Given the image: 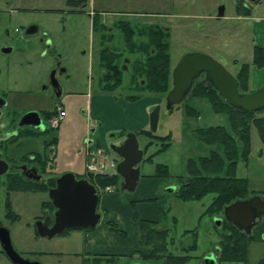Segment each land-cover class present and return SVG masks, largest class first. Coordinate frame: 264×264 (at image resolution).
Returning <instances> with one entry per match:
<instances>
[{"label":"rangeland","instance_id":"1","mask_svg":"<svg viewBox=\"0 0 264 264\" xmlns=\"http://www.w3.org/2000/svg\"><path fill=\"white\" fill-rule=\"evenodd\" d=\"M114 1L112 0L113 4ZM87 3L89 5H87L86 13L83 14L73 12L67 13L71 15L45 13L23 15L19 13L21 0H0V94H5L14 104H17V100L24 98L29 102V108H37L38 102L49 94L45 88L49 86L51 73L54 71L59 57L67 68V74L62 76L59 74L58 78L66 87V94L72 97L69 103L67 102L65 105L68 116L65 121H59L58 119V122H61L62 125L60 124L61 127L58 129L54 128L53 134H51V136H62L60 138L59 156H61V153H65V159H62L61 156L60 160L67 159L63 163L59 161L57 170L52 175H57V177L71 169V165L68 164L71 160L68 159L71 156L70 152L74 153L76 148L78 150L83 144V140L91 134L92 130H96L93 137L97 138L98 130L102 125V127L108 128L115 123L109 118L91 119L88 116L87 105L91 101V95L95 96L97 93L100 73L96 50L93 52V46H97L92 32V19L89 17L88 12L94 9L96 11L106 10L104 11L107 12L106 18L111 20V12L116 8L113 4L111 6L107 5L106 0H88ZM204 9L211 10L210 4L200 1L195 5L193 12L189 10L178 11L177 8L172 10L171 8L169 11L170 16L154 17L149 20L170 29V53L173 66L178 63L184 54L202 51L213 56L214 59L233 73L234 69L229 60L237 57H242L245 60L250 59L252 48L250 45L244 46L243 49L235 47L229 36H225L223 40L215 39L212 21L209 16L204 15ZM149 10L151 9L149 8ZM30 23L39 24L46 31L51 42L49 49L38 42L39 35L24 37V29ZM145 27L147 25L137 26L139 29ZM6 29L12 31L11 37L7 36ZM16 29L19 32H16ZM11 39H14L13 43ZM9 46H13L14 50L11 53H4L2 49ZM129 82L130 79L125 78L126 87ZM126 87L113 93V96L118 98L117 100L125 98L127 95ZM244 88H241V90H244ZM257 89L250 85L247 88V93ZM50 91L52 90L50 89ZM146 95L150 96L148 92ZM152 96L155 98L160 97L155 94H152ZM224 102L222 100L218 102V111L222 113H216L213 105L207 99L201 97H193L188 102L175 106L171 112L167 110L165 103L159 111L157 128L154 132L152 131V137L147 134H137L140 148L144 151V160L140 164L142 176L157 175L158 171H163L166 166L168 170L167 177L160 189L151 192L153 194L152 200L136 203L137 217L144 219L141 213L143 203L158 204L164 212V218L158 223V225L160 224L158 229L167 231L169 230L168 227H172V234L170 233L168 237L165 235V238L168 241L175 238L177 242L182 238V241L186 243L185 245L192 242L193 235L185 237L182 235L187 230L197 229L198 248L194 253L195 258L190 264H198L199 260L213 253L216 250V244L221 240L222 234L224 239L227 231L224 226L222 229L218 227L215 221V217H223V210L210 214L206 213L207 208L213 204L216 198L215 194L207 195L200 201H185L177 198L171 188L177 185L179 187V180L186 181L191 174L209 176L203 171L198 172L200 159L210 157L215 152L224 157V147L215 143H206L204 138L200 136V131H209L213 127H225L236 138V142L239 140L236 133L233 132L228 118L227 113L230 112V108L225 106ZM106 105L103 104V106ZM154 106H149L148 114ZM119 107L123 113L126 112L127 107L124 104H120ZM15 109L21 110V108ZM6 112L7 110H5ZM122 115H125L127 119L135 120L127 114ZM252 117H264V109L252 113ZM121 122L124 125L126 119H122ZM121 122L114 124V126H119ZM136 124H142V122L138 120ZM143 128L151 130V123ZM129 133L124 135L127 136ZM251 135L249 146L240 141L237 142L239 151L235 173L238 178L245 179L248 182L247 197L255 194L264 196V144L255 128L252 130ZM121 136L119 132L115 131L107 133L104 139L106 146L111 149L112 145H119L123 140ZM167 136L168 140L166 141L164 137ZM166 143L170 144L169 147L166 146ZM248 151L250 156H245ZM19 152L21 153V151ZM102 154L104 153L102 152ZM149 157L151 160H147ZM111 159H114V161H111ZM111 159H107L109 161L106 166L113 164L115 160L117 165L120 162L118 155L113 152ZM229 163H225L226 168L223 173H227ZM9 164L11 165V163ZM213 168H216V166ZM12 171L13 168L10 172ZM73 171L79 176L83 175L87 171L85 159L80 162L78 169H73ZM107 172L116 174V169L107 167ZM118 186V189H120L121 183ZM102 196L100 195V197ZM135 199L140 200L139 197ZM49 200V194L45 192H18L11 195L13 208L21 215V236L19 235V239L17 237L15 239L16 246L21 251V256L30 261H39L41 264H82V258L88 257L87 254L83 253L84 244L82 240L84 235L89 232L70 230L65 235L52 239L43 238L37 234L35 230L36 222L44 215L43 204ZM168 210L170 212L165 216ZM172 217H175L178 222L175 228H173L171 222ZM111 224V227H117L115 223ZM144 233L146 234V231ZM221 243H219L220 247H222ZM178 246L179 243L175 247L169 246V250L181 253ZM148 248L150 247L148 246ZM77 254L80 256H76ZM248 258L250 264H258L264 259V239H257L250 243ZM106 262H109V260H106ZM139 262L140 264L152 263L129 255L122 257V260H119L118 263L107 264H139ZM157 264L162 263L158 262Z\"/></svg>","mask_w":264,"mask_h":264},{"label":"flooded vegetation","instance_id":"2","mask_svg":"<svg viewBox=\"0 0 264 264\" xmlns=\"http://www.w3.org/2000/svg\"><path fill=\"white\" fill-rule=\"evenodd\" d=\"M200 1L210 4L211 10L208 11L204 9L203 13L204 15L206 14L209 16L212 21L215 39L223 40L225 36H229L233 40V45L235 47L243 49L244 46H251V58L247 60L242 57L230 59L229 61L232 64L234 72L232 73L228 70L238 80L240 91L247 93V89L245 90L244 88V90H241V84H249L252 81L254 70H261L264 68V0H115L114 4L112 3V0H106L107 5L111 6V4H113L116 8L111 12V20L106 18L107 12H104L106 10L98 13L88 12L89 17L92 19V32L97 46H93V52L96 50L100 70L98 77L99 87L96 94L110 96L116 101L118 98L113 96V93L120 89H124L126 87L125 78H128L130 79V82L126 87V101L135 102L142 99L144 96H147L146 94L140 95L136 91V82H139L141 85L146 84L145 78L138 79L137 77L138 66H144L152 61L151 58L156 54L158 48L157 45L153 43V40L161 39L163 43L169 44L171 50L170 29L150 20L154 17L163 18L170 16L169 11L171 8L172 10L177 8L178 11L189 10L190 12H193L195 5ZM86 8V3H84L80 12L85 11L84 13H86ZM149 8L151 10H149ZM19 13L23 15L26 14L21 8ZM33 13H41V11L36 10ZM67 13H73V0H65L63 7L57 11H53L51 14L59 15ZM138 25H147V27L139 29L137 28ZM15 31L19 32L18 29ZM5 32L8 37H11L12 31L10 29H6ZM36 35H39L38 42L44 44L46 49L51 47V42L48 39L46 31H44L39 24H28L24 29V37L28 38ZM11 42L13 43L14 39H11ZM8 48L10 51L4 53H11L14 50L13 46H9ZM207 55L211 56L210 54ZM211 57L213 58V56ZM175 66L172 65L171 80ZM113 67H116V69L113 70ZM59 74L61 76L67 74V68L60 57L57 59L54 71L51 73L49 86L45 88L46 92L49 94L38 102L39 106L37 105V108L25 111V108L21 106V104H14L7 96H5V94H0V104H4L0 108V112L2 113L0 116V155H2V159L4 160L18 159V161L14 162L6 160L8 163H11L10 170L13 168V171L10 172L9 170L6 175L0 176V264H17L8 253L6 245L3 244V241L6 242L9 237L13 249L21 257V251L17 248L15 243L16 237L19 239V235L21 234V215L14 210L13 202L11 201L12 194L21 192V188H18L17 186L21 187V182H28L29 184H23L28 185V187L41 185V190H43V186H47V190L42 192L49 194V190L56 187L58 177L64 174L63 173L58 177L57 175L52 176L53 166L51 164V159H54L56 156V151L55 148H53L52 143L43 147V152L46 155L44 159L47 160L43 161L42 165L39 164L41 162V155L35 153V150L28 151L26 154H20L18 158L7 156L9 147L16 145L21 139H38L40 137H46V139L49 137V140L52 139L50 137H52L51 134H53L52 132L54 128H58L61 123H55L59 108L64 107L66 109V103H69L70 98H72L71 95L66 94V87L59 80ZM205 78L206 76L202 75L196 81L195 86L198 82L208 83L205 82ZM50 89L52 91H50ZM170 90L165 95H158L160 96L159 98H161V102L154 104L155 106L150 112V118L151 113L156 108L161 109L165 103L167 107V96ZM194 91L195 87L189 100L193 98ZM149 95L151 96L152 94ZM92 96L93 95H91V97ZM138 96L139 98H137ZM15 108H21V110ZM173 108L169 111L171 112ZM5 110H7L6 113ZM31 111H36L39 114L43 128L34 129L30 126H21L22 117ZM5 116H10V119H4ZM95 131L96 130H92L93 133H95ZM120 134L123 138L120 143L122 144L127 136L123 135L121 132ZM94 143V139L91 137H87L83 140V145H86L89 148L90 146H93ZM111 157L107 158L104 153L102 159H111ZM49 164L51 165L47 168V165ZM24 166L28 169L36 167L39 174L29 173L28 175H34L41 179L32 180L23 175L21 168ZM52 183H55L54 187ZM173 187L176 188L174 190L176 193L178 191V185ZM49 202H51V205H43L44 215L40 217L37 222H45L47 218L51 217V225H53L54 215L57 209L51 199L48 203ZM260 226L255 227L251 235H248L243 231L240 232L252 238L255 237L256 228ZM35 230L37 232L36 225ZM86 231L89 230L86 229ZM67 232L68 231L62 235H65ZM213 253H215V256L218 259V264H250L249 258L247 262L224 263L221 261V247L219 245ZM76 256L79 257L80 255ZM111 257L113 256H88L89 259H110ZM198 264H205L204 259L199 260ZM258 264H264V259Z\"/></svg>","mask_w":264,"mask_h":264},{"label":"trees","instance_id":"3","mask_svg":"<svg viewBox=\"0 0 264 264\" xmlns=\"http://www.w3.org/2000/svg\"><path fill=\"white\" fill-rule=\"evenodd\" d=\"M159 39V38H158ZM157 45V52L151 58V62L147 63L144 66H138L137 77L145 78L146 84L141 85L139 82H136V91L142 95L146 94H155V95H165L172 87L171 80V71H172V57L170 54V48L168 43H163L161 39L153 40ZM116 67H113V70ZM137 81V80H136ZM241 87L245 89L248 88V84H241ZM193 97H201L207 99L212 105L216 113H222L218 111V102L224 99L219 95V93L214 89V87L208 83L198 82L195 86V91ZM139 98V96L137 97ZM225 106L230 108L228 112V118L230 120L233 132L236 133L239 140L237 142L250 145L251 143V134L252 130L255 128L264 144V117L254 118L252 113H243L239 110L232 108L226 102ZM263 110V109H262ZM159 108H156L151 113V130H142L137 134H147L151 135L152 131L154 132L157 128V121L159 118ZM222 111V110H221ZM261 111V110H260ZM200 136L204 138V141L208 144H219L223 146L225 150L224 157L219 155L217 152L212 154L210 157H205L199 160L198 172L203 171L207 175H195L191 174L190 178L186 181L180 179L178 191L176 196L179 199L185 201H200L205 196L210 194H215L216 198L213 201V204L207 208L206 213H215L221 210H224L226 206L235 202L238 199H245L247 197L248 191V182L245 179H240L236 176V160L238 156V143L236 138L228 132L225 127H213L207 130L199 132ZM158 138V137H156ZM161 138V137H159ZM158 138V139H159ZM162 139V138H161ZM167 141L168 136L164 137ZM164 140V141H165ZM150 145L152 143H149ZM169 143H166V146L169 147ZM249 155V151L246 152L245 156ZM250 156V155H249ZM151 157V156H150ZM226 158V159H225ZM150 159V158H149ZM227 162H230L227 168V173L225 171ZM216 168H213L215 167ZM167 166L163 171H159L160 177H167ZM223 173V174H222ZM214 174V175H211ZM224 175V176H221ZM218 176V177H216ZM119 175L114 174H95L90 176V181L94 185H101L102 187L116 186L118 184ZM23 184H29L28 182L22 183L21 191H31V192H42L46 191L47 186H43V190L40 188L41 185H34V187ZM53 187L55 183H52ZM41 186V187H40ZM10 203V202H8ZM44 205H51V202H47ZM112 224H110L111 226ZM226 229L227 233L224 235V239L221 241V261L224 263L227 262H247L249 255V246L253 240L263 239L264 237V225L256 228L255 237H248L246 234H243L235 228L232 224L224 221L222 228ZM142 238L145 241V244L151 248V254L139 255L141 259L153 260V261H162L163 264H190L191 261L195 258L194 253L197 250V229L188 230L184 233V236L193 235L191 244L185 245L180 244L171 238L169 241L165 238L170 234V231H163L158 229V223L143 221L142 222ZM111 229L125 236L117 227H111ZM146 231V234L144 233ZM165 238V239H163ZM179 243L178 248L181 250V253H176L169 250V246L175 247ZM123 255L113 256L110 259H100V258H82V264H107L116 262L118 263L121 260ZM106 260L109 262H106Z\"/></svg>","mask_w":264,"mask_h":264},{"label":"water","instance_id":"4","mask_svg":"<svg viewBox=\"0 0 264 264\" xmlns=\"http://www.w3.org/2000/svg\"><path fill=\"white\" fill-rule=\"evenodd\" d=\"M9 52L8 47L2 49ZM205 75V82L210 83L232 108L243 113H252L264 109V86L252 93H243L239 89L238 80L220 62L202 52L184 54L172 73V88L167 96V110L189 100L193 93L196 81ZM53 77V76H52ZM4 104H0V108ZM2 113L0 112V116ZM21 126H30L34 129L43 128L42 120L36 111L26 113L21 119ZM121 159L115 164L117 175L122 179L121 190L134 192L141 177L140 164L144 159V151L140 148L137 134L129 133L120 145H112L110 149ZM10 164L0 155V176L6 175ZM23 175L32 180L41 179L29 173L39 174L36 167L21 168ZM176 188L172 187L174 192ZM49 197L56 207L54 223L51 217L45 222L36 224L37 233L41 237L52 239L69 230L93 229L101 221L102 215L98 212L100 196L98 189L87 179H78L71 172L58 177L55 188L49 190ZM216 225L221 227L224 221L234 225L240 231L252 234L255 227L264 221V196L255 194L245 199H238L226 206L223 217H215ZM8 253L17 264H41L20 257L13 249L10 237L6 242ZM205 264H218L215 253L204 258Z\"/></svg>","mask_w":264,"mask_h":264},{"label":"crops","instance_id":"5","mask_svg":"<svg viewBox=\"0 0 264 264\" xmlns=\"http://www.w3.org/2000/svg\"><path fill=\"white\" fill-rule=\"evenodd\" d=\"M87 2L88 0H73V12L83 14L85 11L80 12V9L82 8V5L84 3H86V7H87V5H89ZM64 4H65V0H21V9L26 14H32L36 10H40L41 13L51 14L53 13V11H57L58 9L62 8ZM90 12L98 13L102 11H96L94 9ZM250 85H253L254 89L264 86V68H262L261 70H257V69L254 70L252 81L248 84V87H250ZM160 102H161V98H155L153 96L152 97L144 96L142 99L135 102H128L126 101L125 98H121L115 101L110 96H103L99 94L92 96L90 103L87 105L88 114H89L88 116L91 119H95V120L109 118L110 120L115 121V123L110 125V127L108 128L102 127L103 126L102 125L98 130L97 138L93 137V134H96V131L95 133L91 131L90 132L91 134L88 135L87 137L93 138L95 143L93 146H90V148L86 145L81 144V147H79L78 150L76 148V151L74 153L70 152L71 156L66 154L67 156H69L68 159L69 160L71 159L70 163H68L71 165V169L67 171L75 174L78 179H87L90 181V176L95 175L97 173H91L88 170V165L92 160L90 158L89 152L91 150L101 151L105 153V156L107 158H110L111 151L106 146V143L104 141L105 135L107 133H110L111 131H115L119 133L121 132L124 135L125 133H129V132L137 134L140 131L145 130L143 127L146 125L149 126L151 123L150 113L148 114L149 106ZM17 104H21V106L26 108L24 109L25 111L34 109L28 107L29 102H27V100L24 98L17 100ZM103 104H107V105L103 106ZM120 104H124L127 107L126 112L123 113L121 111L119 107ZM122 114H127L130 117L135 118V120L127 119V117ZM67 116L62 120L65 121ZM4 119H10V116L9 117L5 116ZM122 119H126V123L124 125L123 122H121ZM138 120H140L142 124H136V121ZM119 122H121L119 126L118 125L114 126V124H118ZM61 125L59 127H61ZM47 138L48 139H46V137H40L38 139H21V141L17 142L16 145L13 146L10 145L11 147H9L7 156L11 158H18L20 154L23 153L26 154L28 151L35 150L36 151V152L34 151L35 153L41 155L40 156L41 162L39 164L42 165L43 161L47 160L44 159L46 155L43 152L44 149L43 147L47 144L52 143L53 148H55L56 151V156L54 157V159H51V164L53 166L52 168L54 172L57 170L59 161L63 163L67 159L63 161L60 160L61 156L62 159H65V153H61V156H59L60 138H62V136H52L50 137L52 138L50 140L49 137ZM19 151H21V153ZM79 153H81V155H79ZM149 158L147 160H151ZM83 159H85L86 161V170L88 172L86 171L83 175L79 176V174H76V172L73 171V169H78L79 164ZM9 161L14 162V161H18V159H9ZM108 161L109 160L107 159H102V157L97 159L98 165H100L101 162L107 163ZM111 161H114V159L113 160L111 159ZM51 164L47 165V168ZM111 166L112 164L108 165L107 167H111ZM107 167L105 174L114 175V173L111 174L107 172ZM160 175L161 174H159V171L157 175L154 174L150 176H142L141 174L138 186L134 192L122 191L121 187L120 189H118L119 187L118 185L122 181L121 177L118 179V184L116 186H108L111 188V190L109 191L106 190L107 187H102L101 185H95L96 188L98 189L99 196L103 195L102 197H100V202L98 205V212L103 217L101 218V221L95 228L88 229L89 231H86V229H79V231L82 232H89L86 233V235H84L82 240L84 244V252H83L84 254H87L88 256L123 255L124 257L132 255L134 258L137 259L138 258L141 259L139 256L140 254L146 256L151 254L152 252L151 249L148 248V246L145 244V241L142 238V228H141L142 222L150 221V222L160 223L161 219L164 218L163 209L156 203L153 204L143 203L141 205V213L143 214L142 218L144 219H139L137 217V211H135V208H137L136 205L137 202H141V201L145 202L152 200L151 197L153 196V194L151 192L158 191L165 180V177H160ZM21 192H26V191H21ZM26 193H40V192L28 191ZM130 193H133L134 195ZM137 197H139L140 200H136L135 198ZM45 203L47 202H44V204ZM169 212L170 211L168 210L165 216H167ZM171 222L173 223L174 226L173 228H175L178 223L177 219L175 217H172ZM111 223H115L117 225V228L122 233H124L125 236L123 237L119 233L114 232L111 229L110 226ZM168 228L170 233L172 234L171 231L172 227H168ZM182 236L185 237L184 235ZM222 240H223V234L219 243H221ZM178 242L181 245L186 244L184 243L185 241H182V238ZM219 243L216 244L215 249L219 245ZM188 244L191 243L189 242ZM147 261L152 262L151 264H157L158 262H161L163 264L162 261H153V260H147ZM124 264H128V263H124Z\"/></svg>","mask_w":264,"mask_h":264},{"label":"built area","instance_id":"6","mask_svg":"<svg viewBox=\"0 0 264 264\" xmlns=\"http://www.w3.org/2000/svg\"><path fill=\"white\" fill-rule=\"evenodd\" d=\"M66 116H67L66 109L64 107H60L59 108V112H58L57 119H55V123H58V119L61 120V119H63ZM89 155H90V158L92 160H91V162L88 165V170L91 173H101V174H105L106 167H107L106 166L107 163L101 162L100 165H98V163H97V159L102 156V152L101 151L91 150L89 152ZM113 166H114V164H112L111 167H113ZM106 190L109 191V190H111V188L110 187H107Z\"/></svg>","mask_w":264,"mask_h":264}]
</instances>
